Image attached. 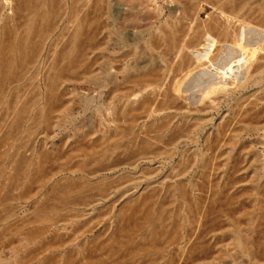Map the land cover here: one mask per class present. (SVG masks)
<instances>
[{"label":"rangeland","instance_id":"rangeland-1","mask_svg":"<svg viewBox=\"0 0 264 264\" xmlns=\"http://www.w3.org/2000/svg\"><path fill=\"white\" fill-rule=\"evenodd\" d=\"M15 2L0 0V12L5 4L11 15ZM205 10L224 15L243 47L259 37L264 43V0H82L72 6L74 17L47 42L19 102L0 108V264H16L19 254L33 264L35 255L53 248L104 264H264V222L245 216L255 201L252 184L256 199L264 201V73L257 75L261 85L251 82L264 60L243 49L248 61L237 53L239 68L232 67L243 81L220 82L215 71L201 101V87L191 81H184L188 92L181 94L187 44L201 32ZM54 49L56 57L73 52L74 68L48 97ZM135 67L150 74L147 81ZM213 85L228 90L218 94ZM140 100L150 103L149 114L131 125L128 111ZM16 104L28 106L17 129ZM48 106L57 109L51 126L39 120ZM202 159L208 163L204 173ZM77 165L85 167L83 174L71 171ZM146 201L179 212L174 237L164 233L153 240L146 229L126 243L129 212ZM238 231L253 255L237 245ZM99 239L115 240L116 255ZM154 246L159 254L150 251ZM136 250L144 254L133 256ZM29 256L34 259L26 263Z\"/></svg>","mask_w":264,"mask_h":264},{"label":"bare ground","instance_id":"bare-ground-1","mask_svg":"<svg viewBox=\"0 0 264 264\" xmlns=\"http://www.w3.org/2000/svg\"><path fill=\"white\" fill-rule=\"evenodd\" d=\"M15 1H16L15 3H17V4L12 7L11 15H8L5 13V10L7 8L5 4L2 5L1 12H0V108L3 107V105L10 104L11 102L16 103L18 101V99L22 96V95L20 96L21 91H22L21 90L22 84L26 83V81H28L30 79V76H31L32 72H34L36 65L39 64V62L41 60V56L45 50V46H46L47 42L50 40L51 36L55 33V31H57V29L59 28L60 24L63 21H66V23L68 24V19L70 18V16L74 17L75 13H73V11H72V6L76 5L77 3L81 2L82 0H72V4H71V2L70 3L66 2V0H15ZM223 6H225V9H226V5H223ZM200 7L201 6H199V8ZM205 8L206 7H204L203 9L201 8V10L203 11ZM229 9H231V8H229ZM209 11L205 10V14H204V16H202L204 18H201L202 19V21L200 20L201 24H199V26H197V29L200 28L201 32L194 38V40L192 42H189L187 44V48H186L187 51H186L184 60L188 64L189 68L187 70V73L182 77L183 81L180 84L181 90H183L182 92L180 91L181 94L183 92L184 93L188 92V89L182 88V86L185 84L184 81L185 82L191 81L192 83L190 82V84L195 88L201 87L200 92L198 91L199 89L198 90L195 89L198 91V93H200V96L198 95L199 97L196 95V97H198V99L195 98V100L197 99L198 101H199V98H201L200 99V101H201L208 93V92H206L208 89L206 87L210 81L212 72L217 71V72H219V74H221V76L218 75V77H217L220 82H226L227 81V83H228L230 81V83H232V84L236 83L237 81L239 82V80H240L238 78V77H240V76H238L239 73H238V75H236L234 70H232V67H234V69H236L234 66L237 64L236 63L237 61L235 59V55H237V53H239V52L243 53L242 52L243 49L249 50L250 52L247 51L248 53L253 54L255 56H259L261 58V60H264V46L260 48L259 42L261 43V41L259 40L257 42L258 39H261L260 37L254 39V41H251L250 42L251 44H248V46H250V48L243 47V46H245V44H243V46H242L240 44L241 41L240 42L238 41L239 37L235 38L234 35L238 32H237V30H236V32H235V30H232L229 20L228 19L226 20L224 18V15H223V18H224L223 19L222 15L212 13L211 10H209ZM223 11H225V10H223ZM22 12H25L24 17L21 16ZM219 13H221V12L219 11ZM222 13H224V12H222ZM200 14H202V13H200ZM261 17L264 20V16L262 15ZM83 21L84 20H82L81 27L75 35L76 46H78L77 48H79V44H80L81 39L85 33V29H84L85 23ZM260 22H261V20H260ZM260 22L258 23L259 25H261ZM197 23L198 22H196V24ZM262 23H264V22H262ZM92 25H94V22H91L90 26H92ZM259 27H256V29ZM263 28H264V24H263ZM259 29H261V28H259ZM251 30H253V29H251ZM262 31L264 32V30H262ZM234 32H235V34H234ZM239 32H241V31L239 30ZM169 38H170V36H169ZM244 38H245V36H244ZM261 44H260V46H262L264 43L262 45ZM244 52H246V51L244 50ZM240 53H239V55L242 56V54H240ZM72 54H73V52L71 54L68 53L67 55L66 54L60 55V53H59V56L56 57L55 49H54L53 57H52L53 58V65H52L53 72H52L51 76L49 78H47V85H46V94L48 97L55 96V94L58 91L59 85L61 83H64L65 81H68L67 72H70L72 70V68H74L71 64V61H70ZM239 55H237V57H239ZM241 56H240V58L243 57V56L242 57ZM255 56H254V59L256 58ZM29 58H34L32 63L29 62L30 64L27 63ZM246 58H244V59H246ZM252 58H253V56H252ZM257 59H259V58H257ZM247 61H246V63H247ZM26 63H27V65H26ZM244 65H245V63H244ZM247 66L249 67V65H247ZM236 67H237V65H236ZM237 68H239V67H237ZM244 70H246V69H244ZM251 70H252V67H251ZM242 71H241V73L245 74V71H243V72ZM134 72L137 76H141L143 78L145 77L146 81L150 75L148 73V75L145 76L146 72L143 70V68L140 69L139 67H135ZM248 72H250V70L247 71V74H248ZM254 72L255 73L252 76L251 82L254 84H257V85H261L263 83V80L257 79V75L260 73H264V62L263 63L261 62L260 64L258 63V66L256 67V71H254ZM219 76H220V78H219ZM249 76H250V74H249ZM243 77H244V79L246 78L245 76H243ZM243 77H242V79H243ZM140 78H138V80H136V81H140ZM143 78L141 80L144 82L145 80ZM147 85L148 84H146V87H147ZM144 87H145V85H144ZM211 87H209V90L210 89L212 90V88H213V90L217 89L216 92L218 94L225 93L228 90V89H220L219 87L215 88L214 85L212 88ZM204 94H206V95H204ZM193 96H195V95H193ZM169 98H170V96H169ZM169 98H167V100H170L173 97H171L170 99ZM165 105L166 104H164L163 108H165ZM149 108H151V107H150V103L148 101L140 100V101L134 102L132 104V106L130 107V110L128 111V115H129L128 117H129V121H130L131 125L136 124L138 119H140L141 116H143V114H146V115L149 114ZM27 109H28L27 105L22 106L21 104H16L14 106V114L16 115V119L13 123V127L15 129H17L18 126H22L21 124L27 120L25 118V113L27 112ZM56 113H57V109H55L52 106H48L45 109V112H44L45 115L41 116L39 118V120L42 124H45L46 126H51L52 121L54 119V114H56ZM37 116H39V115H37ZM170 119H169V127H171V125H172ZM171 120H173V119H171ZM62 122H63V120L59 118V120L55 123V125L60 126L62 124ZM165 127L167 129L168 126H165ZM235 138L236 137H234L233 140H231V143L229 145L234 144L233 141L235 140ZM207 164L208 163H207L206 159L201 160L199 169L202 173H204L206 171ZM80 166L77 165V166L73 167L71 171L78 174V175L83 174V170L85 169V167L82 168ZM42 179H40V181L42 183H44L45 179H43V180ZM251 184H252V182H251ZM259 185L260 184H258V186ZM73 186H76V185H73ZM64 189H62V192ZM213 189H214L213 200L216 201L217 200V192H216L215 186ZM250 190H252V193L249 196H250V198H254L253 200H255V201H252L253 203L251 202L252 203V206L250 205L251 209L249 212L245 213V216L246 217L252 216L253 221L264 222V201H263V199L258 200L254 196L255 186L253 184H252ZM56 192H57V190H56ZM62 192L60 193L59 198H61V200L62 199L64 200L68 197V195H67L68 191L66 194L62 193ZM129 205H132V204L129 203ZM130 208H127L126 212L129 211L128 209H130ZM129 213H130V217H129V228H130V230H128L129 231V233H128L129 239L126 238V240H127V241H125L126 243H128V242L130 243V241L132 240L133 233H135L137 235H142V233L146 229L149 231L148 234H149L150 238H152L153 240L159 234H164V233H165L164 235L169 234L170 237H174V232L176 231V228L179 224L178 223V213L179 212L177 210H170V209L168 210V209L162 208V207L157 208L155 205H153L147 201L145 204H143V206L141 208H140V206H139V208H131ZM83 215L85 216V213ZM118 219H121V214L118 217ZM168 221H170V222H168ZM234 223H235V221H234ZM232 226H233L232 232L237 231L236 230L237 225L233 224ZM236 236L237 237H234V239H235L237 245H239L243 249V251L246 252L248 255H253V250L250 248L249 243H247L245 238L241 236V233L239 231H238V233H236ZM111 238H109V239L111 240ZM110 240L101 241V239H99L98 242L102 247H104L111 254L116 255L114 248H113L114 246H112V244L115 242V240H113L112 244L109 243ZM125 242H123V244ZM48 247L45 246V248L47 250H48ZM52 250L47 255L41 254V256H40L39 255L40 253H38L37 255H35L37 258L34 261H33V259L35 256L33 254L34 257L32 260H30L31 259L30 256L25 258V260L27 259L26 263L28 261H33V264H104V262H105L104 260L99 259V258L93 259L94 257L91 259H86L87 258L86 254L83 255L81 252H77V253H74L71 255L64 256L62 254V252H59V250L58 251L55 249L53 251ZM161 250H162L161 248H159V247L155 248V246H154V248L151 249L150 251L155 252V254H159L161 252ZM44 253H46V251ZM139 254H144V253L136 250L134 252V254H132V255L136 256ZM28 258H30V259H28ZM14 262L16 264H25L24 258L20 254L16 256Z\"/></svg>","mask_w":264,"mask_h":264}]
</instances>
